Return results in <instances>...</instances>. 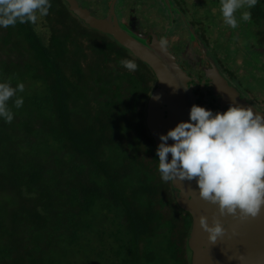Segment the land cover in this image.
Masks as SVG:
<instances>
[{"label":"trees","instance_id":"16d2710c","mask_svg":"<svg viewBox=\"0 0 264 264\" xmlns=\"http://www.w3.org/2000/svg\"><path fill=\"white\" fill-rule=\"evenodd\" d=\"M253 11L261 22L264 0ZM0 82L25 85L0 120V264H192V217L146 121L147 64L52 0L36 25L0 28Z\"/></svg>","mask_w":264,"mask_h":264},{"label":"clouds","instance_id":"9594fccd","mask_svg":"<svg viewBox=\"0 0 264 264\" xmlns=\"http://www.w3.org/2000/svg\"><path fill=\"white\" fill-rule=\"evenodd\" d=\"M259 2L219 0L223 23L237 29L239 20H251L250 9ZM51 7L52 0H0V28L18 23L36 25ZM120 64L129 72L138 68L130 59H122ZM24 91L23 83L13 87L9 82H0V120L9 124L13 121L15 113L9 101L16 109L22 108L24 99L18 93ZM159 140L156 155L162 181L194 180L199 196L217 205L221 216L255 218L260 214L264 208V113L235 104L214 113L193 104L189 120L178 122ZM200 225L213 243L226 233L216 218L210 226L201 216Z\"/></svg>","mask_w":264,"mask_h":264},{"label":"water","instance_id":"95a60500","mask_svg":"<svg viewBox=\"0 0 264 264\" xmlns=\"http://www.w3.org/2000/svg\"><path fill=\"white\" fill-rule=\"evenodd\" d=\"M69 10L74 13L91 29L109 35L122 47L129 50L134 57L147 64L157 78V88L152 93L148 103V129L156 142L160 143L159 136L166 134L178 122L188 121L190 108L196 104L192 90L188 88L189 77L176 57L166 45L161 44L156 35L151 45H147L138 31L124 28L116 13V4L113 0L108 15L98 18L85 7L80 0H64ZM169 5L171 3L166 0ZM144 39V40H143ZM215 87L221 96L225 97L228 105L235 104L242 107L253 105L243 100L238 91L215 69ZM192 104V105H191ZM261 113V112H259ZM173 143L172 140L168 141ZM171 154H169V160ZM176 201L181 209L188 212L193 218V226L189 238V247L192 252V264H264V208L255 217H241L239 215L221 216L217 205H213L199 196L195 181H173ZM207 218L212 225L214 218L219 219L226 230L223 237L213 243L208 233L200 225V217Z\"/></svg>","mask_w":264,"mask_h":264},{"label":"flooded vegetation","instance_id":"af4514ba","mask_svg":"<svg viewBox=\"0 0 264 264\" xmlns=\"http://www.w3.org/2000/svg\"><path fill=\"white\" fill-rule=\"evenodd\" d=\"M102 1L104 2L105 5L102 4ZM164 1L166 2V6L169 5L166 0ZM80 2L85 7H88L92 11L93 15H95L96 17L105 18L109 13L110 6L113 0H98L92 2L80 0ZM169 2L171 3V6L172 3L174 4V7L171 8L175 12H178L180 16L179 20L181 19V24L183 25L184 31L180 29H178V31H180L184 35L182 40L180 39L171 40V37H168V35H173V33H175L177 30H174L172 33H168L167 31L166 32L158 31L157 28L153 24H151L149 20L147 19L144 20V18H140L139 14L137 13L138 3H136L135 0L132 1L131 6L118 7V5L120 4V0H119L116 4V13L120 24L124 28H129L138 31L140 35L144 39H146L144 42H146L147 45L152 44L154 39L153 35H156L158 37V40H160L161 42L166 41V44L164 45H166L169 48L171 53L176 57L177 62L181 65V67L184 69V71L187 73L189 77V81L187 83L188 88L192 90L197 105L205 107L206 109H210L214 113L224 112L228 109L229 107L228 101L226 100L225 97L221 96V94L218 93L214 84V80H212L209 77L211 74L214 77V71L215 69H217L219 74L228 82V84L238 91V93L240 94L243 100L253 105L259 112L264 113V108L262 106L261 108L260 106L256 105L255 102H252L247 97L248 95L251 96L253 99L254 98L256 99L255 95L251 93L249 94L248 93L249 90H246L247 93L246 95L245 92L242 90L240 85L243 83H241L239 77L244 76L247 73V69H245V72L243 74L238 75V70H237L238 64L236 62L237 58H240L242 60V65L244 64L245 66V62L243 59L246 58L245 57L246 54H249L251 52L254 53L260 52L264 56V42L260 41V39L264 40V19H262L261 22L256 23L258 22V18L255 17L253 11L254 8L250 9L251 20L247 22L243 20H239L240 12H237L236 15L239 20V27L237 28V30H239L240 34L246 36L249 39V43L247 45L248 48L245 51H243L242 45L236 43L237 40H235V44L237 48H239L238 56L235 58L230 57L231 59L228 56H226L225 59H223L224 57H220L219 54L216 52V50L212 47L214 42V40L212 39V35L211 34L206 35L205 31L203 30L202 18L199 15L197 16L193 14L191 8L190 7L188 8L186 6V2H184V0H169ZM189 4H191V2ZM118 8H120L119 13L117 12ZM185 8L187 9V12L190 13L191 15L190 20L186 19L187 15ZM214 8H216V10L217 9L219 10V8H217L216 6ZM126 9H127V15L123 12ZM217 12L220 13V11ZM215 14L219 15L217 13ZM196 19H199V21ZM172 21L173 20H171V22ZM173 23L176 25L178 22L174 20ZM169 25H171V23ZM196 28L199 29L201 28L202 32L200 31V33L197 34L194 31V29ZM214 35L216 36V33ZM204 38L208 47L204 44L202 40ZM236 64L237 67L235 66ZM157 83L158 82L156 78V86L154 90L157 88ZM147 117H148V105H147ZM147 117H146V121H147ZM172 185H173V181H172ZM173 192L175 196V189L173 190ZM192 226H193V218H192Z\"/></svg>","mask_w":264,"mask_h":264},{"label":"rangeland","instance_id":"374dc122","mask_svg":"<svg viewBox=\"0 0 264 264\" xmlns=\"http://www.w3.org/2000/svg\"><path fill=\"white\" fill-rule=\"evenodd\" d=\"M88 2L98 1V0H84ZM134 0H120L119 6H131V3ZM138 3V11L140 18H144L149 20L151 24H153L158 31L172 33L174 30H177L173 35H168L171 37V40H182L184 35L178 31V29L183 30V25L181 24V19L179 20L180 16L178 12H175L171 7L167 5L164 0H135ZM186 2V6L191 8L193 14L199 15L202 18V26L203 30L205 31L206 35L211 34L212 39L214 40L212 47L216 50L220 57L226 56L229 58H235L239 54V48H237L235 44L238 43L242 45V50L245 51L248 48L249 39L240 34L239 30L232 29L231 27L225 25L222 20V16L220 13L214 8L215 6L220 9L219 0H184ZM191 2V4H189ZM102 4L104 2L102 1ZM125 4V5H124ZM148 5V6H147ZM215 10H214V9ZM120 8H118V13ZM186 10V19L190 20L191 15ZM122 12V10H121ZM127 15V9L123 11ZM213 13V14H212ZM215 13L219 14L216 15ZM176 18V19H175ZM185 19V18H184ZM176 20L178 23L175 25L173 21ZM199 21V19H196ZM144 22V21H143ZM171 23V25H169ZM201 26V27H202ZM194 31L198 34L200 31L202 32L201 28H196ZM241 32V31H240ZM216 33V36L214 35ZM203 35V34H202ZM191 37V36H190ZM209 38V37H208ZM193 39V38H191ZM253 39V38H252ZM204 44L208 47L205 38L202 39ZM261 42L264 40L260 39ZM212 52V50H211ZM244 55V54H243ZM244 58L245 66L242 65V60L237 58L236 62L238 64V75L243 74L245 69H247V73L244 76H240L239 79L241 80V88L246 93V90H249V94L255 95L256 99L252 98L251 96L247 97L252 101L255 102L256 105L262 106L264 108V56L262 53H254L251 52L245 55ZM230 58V59H231ZM237 64L235 65L237 67ZM249 69V70H248ZM261 99V100H260ZM261 107V108H262Z\"/></svg>","mask_w":264,"mask_h":264}]
</instances>
